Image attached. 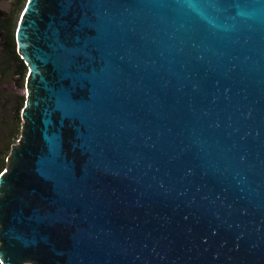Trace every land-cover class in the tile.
Here are the masks:
<instances>
[{
  "label": "water",
  "instance_id": "obj_1",
  "mask_svg": "<svg viewBox=\"0 0 264 264\" xmlns=\"http://www.w3.org/2000/svg\"><path fill=\"white\" fill-rule=\"evenodd\" d=\"M16 40L1 264H264V0H28Z\"/></svg>",
  "mask_w": 264,
  "mask_h": 264
},
{
  "label": "trees",
  "instance_id": "obj_2",
  "mask_svg": "<svg viewBox=\"0 0 264 264\" xmlns=\"http://www.w3.org/2000/svg\"><path fill=\"white\" fill-rule=\"evenodd\" d=\"M12 2V9L0 18V176L5 171L11 148L19 141L23 125V110L27 101L28 67L21 59L16 40L20 18L28 0ZM18 76V90L6 88L11 75ZM1 264V263H0Z\"/></svg>",
  "mask_w": 264,
  "mask_h": 264
},
{
  "label": "rangeland",
  "instance_id": "obj_3",
  "mask_svg": "<svg viewBox=\"0 0 264 264\" xmlns=\"http://www.w3.org/2000/svg\"><path fill=\"white\" fill-rule=\"evenodd\" d=\"M0 10H2V9H0ZM18 80H19L18 79V76L14 75V74L11 75V78L9 80V83L6 85V88H7V90L9 92L14 93V92H16V90H18V82H19Z\"/></svg>",
  "mask_w": 264,
  "mask_h": 264
}]
</instances>
